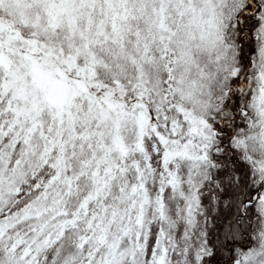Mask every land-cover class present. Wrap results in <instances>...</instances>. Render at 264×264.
<instances>
[{
    "label": "snow or ice",
    "instance_id": "1",
    "mask_svg": "<svg viewBox=\"0 0 264 264\" xmlns=\"http://www.w3.org/2000/svg\"><path fill=\"white\" fill-rule=\"evenodd\" d=\"M0 264H264V0H0Z\"/></svg>",
    "mask_w": 264,
    "mask_h": 264
}]
</instances>
